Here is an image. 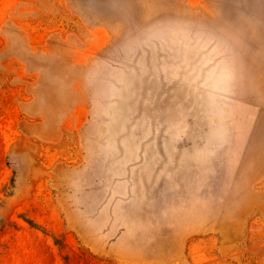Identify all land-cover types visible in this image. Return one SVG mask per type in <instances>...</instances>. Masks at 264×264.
Masks as SVG:
<instances>
[{
    "label": "rangeland",
    "instance_id": "1",
    "mask_svg": "<svg viewBox=\"0 0 264 264\" xmlns=\"http://www.w3.org/2000/svg\"><path fill=\"white\" fill-rule=\"evenodd\" d=\"M0 264H264V0H0Z\"/></svg>",
    "mask_w": 264,
    "mask_h": 264
}]
</instances>
